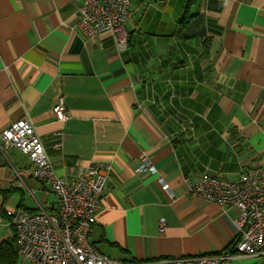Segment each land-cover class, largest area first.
Segmentation results:
<instances>
[{
  "label": "crops",
  "instance_id": "0c3cea01",
  "mask_svg": "<svg viewBox=\"0 0 264 264\" xmlns=\"http://www.w3.org/2000/svg\"><path fill=\"white\" fill-rule=\"evenodd\" d=\"M131 1L121 51L109 31L85 37L81 0H0V133L29 117L67 180L111 166L90 234L109 257L216 255L236 239L239 209L186 195L184 181L264 166V0H190L189 31L178 25L188 0ZM61 97L64 122L53 111ZM141 154L156 172L137 171ZM33 168L0 137V202L55 211ZM12 234L2 222L0 241Z\"/></svg>",
  "mask_w": 264,
  "mask_h": 264
},
{
  "label": "built area",
  "instance_id": "2783aa9c",
  "mask_svg": "<svg viewBox=\"0 0 264 264\" xmlns=\"http://www.w3.org/2000/svg\"><path fill=\"white\" fill-rule=\"evenodd\" d=\"M79 11V26L87 39L109 31L118 50L127 48L124 24L133 13L131 0H81ZM53 111L56 121L64 122L70 117L62 97L54 103ZM0 137L4 151L17 148L31 159L33 177L49 185L58 201L55 211L3 206L6 224L15 229L19 255L33 264H224L241 255H264V166L242 171L237 179L204 174L184 181L186 195L216 203L224 211L239 209L236 243L227 253L127 262L103 254L90 242L110 165L87 166L71 180L59 176L54 158L29 117L12 121ZM62 144L57 140L53 147L60 149ZM156 170L148 156L141 154L137 171ZM161 187L172 194L166 181ZM166 226V219L161 218L160 231H165Z\"/></svg>",
  "mask_w": 264,
  "mask_h": 264
},
{
  "label": "trees",
  "instance_id": "16d2710c",
  "mask_svg": "<svg viewBox=\"0 0 264 264\" xmlns=\"http://www.w3.org/2000/svg\"><path fill=\"white\" fill-rule=\"evenodd\" d=\"M189 5H190V0H188V4L185 7V9L182 13V17L180 18V20L178 22L180 31L183 29L185 31H189L192 27V19L195 18V16H196V14L190 13V11L188 9ZM127 47H129L128 37H127ZM5 202H6V199H4V201L0 202V212L3 216L4 221H6V219H7V216H6L5 212L3 211V206L6 205ZM10 227L12 228V233H13L12 237L0 241V264H19L20 255L18 253V246H17V241H16L15 229L12 226H10ZM236 239H237V237H236ZM236 239L230 245H228L225 249L219 251L216 254L227 253L235 245ZM90 242L92 243L91 240H90ZM103 254H105V253H103ZM208 255H212V254H208ZM131 262H133V261H131Z\"/></svg>",
  "mask_w": 264,
  "mask_h": 264
},
{
  "label": "rangeland",
  "instance_id": "374dc122",
  "mask_svg": "<svg viewBox=\"0 0 264 264\" xmlns=\"http://www.w3.org/2000/svg\"><path fill=\"white\" fill-rule=\"evenodd\" d=\"M234 259H235V258H234ZM234 259L229 260V261H231V262H229V263H230V264H240V263L236 262ZM19 264H33V263L29 262L28 260H26V259L23 258V257H20V258H19Z\"/></svg>",
  "mask_w": 264,
  "mask_h": 264
}]
</instances>
